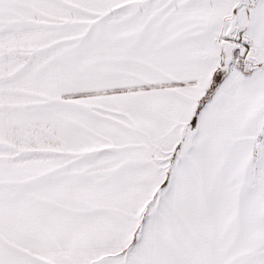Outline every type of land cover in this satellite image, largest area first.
Wrapping results in <instances>:
<instances>
[{"label": "snow or ice", "instance_id": "6c2138e0", "mask_svg": "<svg viewBox=\"0 0 264 264\" xmlns=\"http://www.w3.org/2000/svg\"><path fill=\"white\" fill-rule=\"evenodd\" d=\"M0 264H264V0H0Z\"/></svg>", "mask_w": 264, "mask_h": 264}]
</instances>
